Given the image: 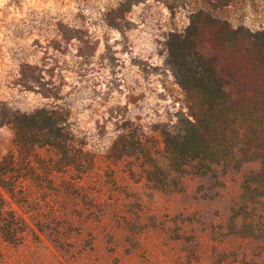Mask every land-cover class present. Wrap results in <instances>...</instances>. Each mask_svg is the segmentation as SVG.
<instances>
[{
	"label": "rangeland",
	"instance_id": "rangeland-1",
	"mask_svg": "<svg viewBox=\"0 0 264 264\" xmlns=\"http://www.w3.org/2000/svg\"><path fill=\"white\" fill-rule=\"evenodd\" d=\"M189 25L253 144L264 126V0H0V102L66 112L96 158L73 188L61 176L45 190L17 189L47 231L7 206L30 229L19 245L0 239V264H264V197L251 182L259 157L190 158L166 176L142 167L144 151L167 167L162 134L202 116L166 64L170 36ZM12 137L0 128V159ZM136 138L143 151L126 157Z\"/></svg>",
	"mask_w": 264,
	"mask_h": 264
},
{
	"label": "trees",
	"instance_id": "trees-1",
	"mask_svg": "<svg viewBox=\"0 0 264 264\" xmlns=\"http://www.w3.org/2000/svg\"><path fill=\"white\" fill-rule=\"evenodd\" d=\"M195 32L196 26L189 25L183 34L170 36L166 64L183 90L194 91L202 116L194 115V121L188 118L180 120L181 131L178 134H162L167 167L160 168L150 154L143 152L149 163L142 167L154 171L147 170L149 177L157 172L166 176L168 165L179 172L188 165L190 158L218 163L219 153H223L225 159L229 156L233 159L238 153L248 155L251 151V158L259 157L264 164V158L255 154L256 150L264 154V144L257 142L261 140L264 126L255 128L253 144L244 141L250 131L239 122V110L228 105L225 86L214 66L196 50L193 41ZM28 81L33 82L34 78L29 77ZM42 95L49 98L51 94L45 90ZM0 128H8L13 136L12 148L0 159V239L19 245L30 227L22 216L14 210H6V207L14 204L33 223L37 219L36 204H28L27 197L18 195L17 189L28 185L38 191L45 190L61 176L65 177L64 189L73 188L92 173L96 158L86 150L84 140L71 129L67 113L55 108L42 107L31 113H22L0 102ZM121 138L126 140L128 136ZM229 139L235 142L238 150L225 151L224 145ZM133 143L128 147L131 150H125L126 157H134V153L143 151L140 138ZM251 175L255 178L251 181L254 189L261 190L260 196L264 197V165ZM246 189L250 190V187L246 186ZM35 227L40 233L47 231L38 222ZM52 231L59 233L60 228Z\"/></svg>",
	"mask_w": 264,
	"mask_h": 264
}]
</instances>
